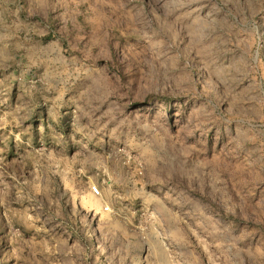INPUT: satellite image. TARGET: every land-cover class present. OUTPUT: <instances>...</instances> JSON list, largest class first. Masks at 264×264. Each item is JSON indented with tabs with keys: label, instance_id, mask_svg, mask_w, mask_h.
<instances>
[{
	"label": "rangeland",
	"instance_id": "374dc122",
	"mask_svg": "<svg viewBox=\"0 0 264 264\" xmlns=\"http://www.w3.org/2000/svg\"><path fill=\"white\" fill-rule=\"evenodd\" d=\"M0 264H264V0H0Z\"/></svg>",
	"mask_w": 264,
	"mask_h": 264
},
{
	"label": "built area",
	"instance_id": "2783aa9c",
	"mask_svg": "<svg viewBox=\"0 0 264 264\" xmlns=\"http://www.w3.org/2000/svg\"><path fill=\"white\" fill-rule=\"evenodd\" d=\"M94 189H95V191H97V192H98V189H97L96 187H94Z\"/></svg>",
	"mask_w": 264,
	"mask_h": 264
}]
</instances>
